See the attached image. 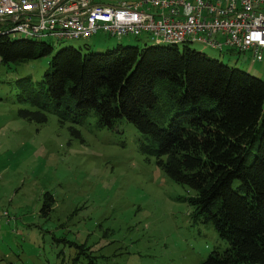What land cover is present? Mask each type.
<instances>
[{"label": "rangeland", "instance_id": "374dc122", "mask_svg": "<svg viewBox=\"0 0 264 264\" xmlns=\"http://www.w3.org/2000/svg\"><path fill=\"white\" fill-rule=\"evenodd\" d=\"M123 1L131 0H99ZM43 41L53 54L69 46L86 54L154 44L148 35L102 32ZM191 48L264 81V63L250 54ZM51 58L10 66L0 59V214H9L0 218V264H88L90 256L98 264H202L223 253L229 245L214 226L193 217L187 199L195 192L141 153L146 139L134 125L122 119L100 129L94 113L81 125H62L53 113L46 124L19 117L35 108L20 102L16 81L40 80Z\"/></svg>", "mask_w": 264, "mask_h": 264}, {"label": "trees", "instance_id": "16d2710c", "mask_svg": "<svg viewBox=\"0 0 264 264\" xmlns=\"http://www.w3.org/2000/svg\"><path fill=\"white\" fill-rule=\"evenodd\" d=\"M43 42L0 30L3 65L52 56L40 80L16 81L20 102L35 108L19 117L46 124L53 113L81 125L94 113L110 130L125 119L145 136L141 153L195 192L187 199L194 219L228 243L202 264H264V81L189 44L53 54Z\"/></svg>", "mask_w": 264, "mask_h": 264}, {"label": "built area", "instance_id": "2783aa9c", "mask_svg": "<svg viewBox=\"0 0 264 264\" xmlns=\"http://www.w3.org/2000/svg\"><path fill=\"white\" fill-rule=\"evenodd\" d=\"M0 30L58 41L148 35L155 44H200L264 63V0H0Z\"/></svg>", "mask_w": 264, "mask_h": 264}]
</instances>
